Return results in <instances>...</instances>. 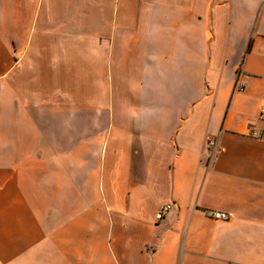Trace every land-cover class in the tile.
Listing matches in <instances>:
<instances>
[{
	"label": "crops",
	"instance_id": "obj_1",
	"mask_svg": "<svg viewBox=\"0 0 264 264\" xmlns=\"http://www.w3.org/2000/svg\"><path fill=\"white\" fill-rule=\"evenodd\" d=\"M263 107L264 0H0V264H264Z\"/></svg>",
	"mask_w": 264,
	"mask_h": 264
},
{
	"label": "built area",
	"instance_id": "obj_2",
	"mask_svg": "<svg viewBox=\"0 0 264 264\" xmlns=\"http://www.w3.org/2000/svg\"><path fill=\"white\" fill-rule=\"evenodd\" d=\"M258 120L260 122V127L258 130L250 131L249 137L264 143V107L259 110ZM207 147L212 150H216L217 153L223 152V148L216 147V141L212 138L207 139ZM170 204H164L160 209L155 213L154 220L155 222L160 221L170 210ZM205 214L214 220L219 221H228L231 218V214L221 212V211H206Z\"/></svg>",
	"mask_w": 264,
	"mask_h": 264
}]
</instances>
